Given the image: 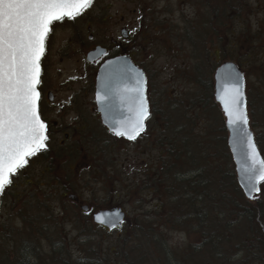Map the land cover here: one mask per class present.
Wrapping results in <instances>:
<instances>
[{
    "label": "rangeland",
    "instance_id": "1",
    "mask_svg": "<svg viewBox=\"0 0 264 264\" xmlns=\"http://www.w3.org/2000/svg\"><path fill=\"white\" fill-rule=\"evenodd\" d=\"M108 1L113 3L108 13L114 14L116 9L122 7L127 24L136 23L138 27L139 19L142 18L144 26H140L141 30L138 31L140 43L138 49L148 60L152 94L162 105L172 101L180 112H183L184 105L186 114L192 116L190 121L196 122L193 125L196 133H202L204 131L202 129H206L211 113L200 110L204 104L201 99L203 87L195 80L211 79L213 85L214 69L222 61H234L241 66L244 71L246 98L250 97L252 102L251 112L248 104L246 105L249 126L254 136H260L259 150L264 156V11L255 8V3L261 4L264 8V0H141V4L138 3V5L136 0H101L100 3L106 4ZM140 8L143 11L147 9L150 20H165V22L154 26L151 25L152 23L146 24L148 14L139 13ZM133 10L136 12L133 13ZM215 11L218 12L217 15ZM209 26L214 32L208 31L205 34L206 30H210ZM185 29L188 31L185 32V36H182ZM230 29V33L234 36L227 31ZM189 30L202 31L203 36H200L202 37L200 42L194 38L192 41L188 39ZM254 44L260 50L253 54L250 51L252 47H255ZM248 55L250 59L247 58ZM191 101H194V106L190 105ZM221 116V122L225 127L222 113ZM160 121L161 119H157L154 124L157 125ZM193 121L191 124L194 123ZM211 122L213 124L209 123L210 129L218 127L216 112L211 114ZM155 136L156 128L150 123L145 134L136 140V166L130 168L126 161L124 162L125 190L128 194L125 195L123 208L127 213V219L119 230L106 233L91 222L67 220L56 204L61 202L57 195L47 198L46 194L37 192L35 204L38 205L46 199L50 200L48 206L46 201L44 202L45 208L42 205L43 209L39 205L35 208L37 213L50 214L48 226L43 229L42 220L32 222L27 234V227L23 226L20 219V216L25 215L23 200H19L18 205H14L13 200V205L7 202L1 209L0 229L6 235L12 234V242L9 245L17 249L19 235H21L28 250L31 248L30 245L37 248L38 252L30 251L33 259L37 253L53 255L54 247H61L65 254L63 258L69 259L71 263L78 261L79 264H94L93 261L98 260L99 264H128L129 261H132L131 264H136V231L132 232V229L136 227V217L133 215H137L142 209L150 210L158 203L157 196L149 195V190L144 189L141 184L147 179L149 171V175H153L159 163L160 150L155 144ZM210 136L212 137L211 134ZM217 136L218 132L215 130L213 137ZM133 145L129 143L125 147L127 152ZM127 152H125V159L131 155V151ZM133 171L136 172V178H134L136 180L132 178ZM98 187L100 185H97L95 190ZM16 191H20V188L17 187ZM26 192L28 194V191ZM80 192L84 197L88 195L86 190ZM66 210L72 213L73 209L67 204ZM161 217L163 213H158L155 214L154 219H161ZM35 223L40 224L41 233L38 236H35L31 229L37 227ZM161 234L163 238L158 239V242H163L166 248L171 249L176 255L183 253L189 243L195 244L200 241L195 236L188 237L181 231L169 228L161 231ZM6 242L7 240H4V248L7 246L9 248ZM139 251L142 252V250ZM153 251V259L163 264L155 248ZM25 260L31 262L29 256H26ZM151 262L154 263L153 260Z\"/></svg>",
    "mask_w": 264,
    "mask_h": 264
},
{
    "label": "flooded vegetation",
    "instance_id": "2",
    "mask_svg": "<svg viewBox=\"0 0 264 264\" xmlns=\"http://www.w3.org/2000/svg\"><path fill=\"white\" fill-rule=\"evenodd\" d=\"M100 2L101 0H94L93 6L75 21L54 23L53 31L46 40V51L41 60L39 110L48 127L47 149L31 157L28 166L13 177L12 185L0 195V213L7 202L18 205L17 202L23 200L26 217H20L23 226L27 227L26 233L31 226L28 222L24 223L26 220H40L45 216L35 213V208L43 206L45 201L47 206L50 203L46 199L35 204L37 192L46 194L47 198L57 195L61 202L56 204L67 220L93 223L98 212L114 209H121L127 216L123 208L125 195L128 194L125 190L124 162L130 168L136 166V140L145 134L150 123L154 125L157 121L155 96L151 89L148 60L138 49V31L141 30L140 26H144L142 18L139 19L138 27L136 23L129 25L122 7L111 14L108 9L113 3ZM138 3L141 4V0H136L137 5ZM255 8L264 11L259 3H255ZM138 12L148 14L147 9L143 11L140 8ZM215 14L218 12L215 11ZM146 20V24L152 23L153 26L165 22L150 20L149 14ZM96 49L101 50V53L96 57H89V53ZM114 59H128L133 67L139 68L145 75L150 117L146 121L145 132L135 141L117 137L108 129L96 100L99 69ZM111 107H115V104L111 103ZM105 114L109 117L117 116V120L130 115L121 104L117 110L111 109ZM129 143L134 145L128 150L131 151L130 157L125 159V147ZM135 175L136 172L133 171V179L136 178ZM97 185H100L97 189L99 191L95 190ZM17 187L20 191H16ZM82 190L88 193L86 197L80 192ZM67 204L72 207V213L67 212ZM46 215L50 218L49 213ZM133 216L136 217V214ZM94 226L106 233L120 229ZM23 246L28 250L25 241Z\"/></svg>",
    "mask_w": 264,
    "mask_h": 264
},
{
    "label": "trees",
    "instance_id": "3",
    "mask_svg": "<svg viewBox=\"0 0 264 264\" xmlns=\"http://www.w3.org/2000/svg\"><path fill=\"white\" fill-rule=\"evenodd\" d=\"M208 29L205 34L214 32L210 26ZM186 31L183 30L182 36ZM227 31L230 33L231 29ZM202 34L200 30H189L188 39L192 41L194 38L200 42ZM230 35L234 36L232 33ZM254 45L250 51L253 54L260 50ZM195 82L203 87L201 99L204 104L200 110L204 113L208 111V114L216 112L218 121V127L210 129V114V121L202 133L195 132L193 125L196 122L190 121L192 116L186 114L184 105L183 112H180L172 101L162 105L153 95L156 117L161 119L159 124H154V140L160 150L159 163L153 175L150 176L149 171L147 179L141 184L149 190V195L157 196L158 203L151 207L154 210L142 209L136 215V227L132 229V232L136 231V264H152L151 260L153 264H161L153 259L154 248L163 264H264V183L252 200L244 197L227 146L221 111L214 101L211 79H196ZM260 103L263 104L262 101ZM194 104V101L190 102L191 106ZM246 104L251 112L252 102L248 96ZM192 121L194 123L191 124ZM215 130L218 132L217 139L213 137ZM255 141L259 149L260 136L256 135ZM158 213H163V217L154 219ZM41 218L24 223L31 225L42 220L45 229L50 218L48 215ZM36 226L31 228L35 236L40 233V224ZM163 228L181 231L200 241L189 243L183 253L176 255L163 242H158L163 238ZM2 231L0 229V264H79L78 261L71 263L63 258L65 254L61 247L54 246L53 255L35 253L33 259L30 251L38 252L36 247L25 250L24 241L19 235V247L15 249L9 245L12 234L6 235ZM4 240H7L9 248H4ZM26 256L30 257L31 262L25 260ZM93 262L99 264L98 260Z\"/></svg>",
    "mask_w": 264,
    "mask_h": 264
},
{
    "label": "snow or ice",
    "instance_id": "4",
    "mask_svg": "<svg viewBox=\"0 0 264 264\" xmlns=\"http://www.w3.org/2000/svg\"><path fill=\"white\" fill-rule=\"evenodd\" d=\"M94 0H0V195L12 185L13 177L29 164L31 157L47 149L48 127L39 110L41 93V60L46 40L56 22L75 21ZM106 92L97 94L101 104L109 94L117 96L129 116L115 121L113 134L135 141L146 130L150 117L145 81L137 77L133 88L113 87L111 79ZM227 122L239 143L246 145L241 172L247 181L242 185L251 193L259 192L264 183V160L256 151L248 131L244 78L237 74L225 85L221 96ZM250 162V163H247ZM101 224L106 221L96 218ZM115 227V224H111Z\"/></svg>",
    "mask_w": 264,
    "mask_h": 264
},
{
    "label": "water",
    "instance_id": "5",
    "mask_svg": "<svg viewBox=\"0 0 264 264\" xmlns=\"http://www.w3.org/2000/svg\"><path fill=\"white\" fill-rule=\"evenodd\" d=\"M101 53V50L96 49L89 53V57H96ZM239 74L243 76L241 68L231 61H225L219 64L213 73V96L215 102L218 104L221 113L223 114L225 120V128L227 131V146L231 154V158L234 164V170L236 173L237 183L243 192V195L247 200H252L250 198L249 190L247 187L242 185L246 184L247 181L243 178V173L241 172V168L246 161L243 158V153L247 150L246 145L239 143L236 134L233 132V129L229 127L227 122V117L224 112V106L221 102V96L224 94L225 85L228 83L233 82L236 75ZM142 76L145 81V75L143 74L142 70L138 69L137 67H133L131 62L128 59L124 61L122 59H114L106 62L101 66L98 72L97 77V86H96V97L97 94L104 95L107 91L105 88V84L109 79H111V83L113 87H119L123 90L124 87L133 88L136 85L137 77ZM244 78V76H243ZM97 100V99H96ZM99 105V109L102 112V117L105 122V125L108 127L110 131H112L113 127H115V121H117V116H111L105 114L106 111L111 109H118L120 106V100L117 96L113 94H109V99L101 104L97 101ZM111 103L115 104V107H111ZM119 105V106H118ZM126 110V105L124 106ZM128 115H125L126 118ZM248 131L252 136L253 143L255 144L256 151L258 156L261 160H263L257 145L255 143L254 134L252 130L248 126ZM113 132V131H112ZM250 163V162H247ZM260 187V185H257ZM258 192L251 193V196H255ZM101 217L106 221L105 224H101L96 218ZM126 218L124 212L121 209H114V210H104L98 212L94 216L93 223L96 225L103 226L106 229H112L119 227L121 223L124 222ZM111 224H115V227H111Z\"/></svg>",
    "mask_w": 264,
    "mask_h": 264
}]
</instances>
